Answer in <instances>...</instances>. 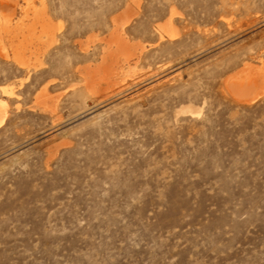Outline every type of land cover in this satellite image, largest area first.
Here are the masks:
<instances>
[{
    "label": "rangeland",
    "instance_id": "rangeland-1",
    "mask_svg": "<svg viewBox=\"0 0 264 264\" xmlns=\"http://www.w3.org/2000/svg\"><path fill=\"white\" fill-rule=\"evenodd\" d=\"M29 1L51 26L10 0L0 29V264H264V82L224 84L264 78V0Z\"/></svg>",
    "mask_w": 264,
    "mask_h": 264
},
{
    "label": "bare ground",
    "instance_id": "bare-ground-1",
    "mask_svg": "<svg viewBox=\"0 0 264 264\" xmlns=\"http://www.w3.org/2000/svg\"><path fill=\"white\" fill-rule=\"evenodd\" d=\"M41 2L42 1L40 0V4L42 7ZM7 3H10V0H0V9L3 11H6V13H1L2 19L0 21V29H1V33H6V34L10 33L11 29L15 30L16 28H18V25L21 24V22L15 23V24L11 23L10 20H11V16L13 15L12 13L13 9L11 10L10 5ZM31 3L32 2H30L29 0H25L24 2L25 6L24 7L20 6V9L23 10L24 14H27L30 9L33 10L35 18L38 19L41 24L45 25V27L51 26V21H49L48 18H46L45 16V12L43 9L44 7H42L38 12L35 6ZM128 7H129V4L127 3L123 10L124 13H127ZM128 20L129 18L126 17L123 23L121 24L120 28H123L127 24ZM167 26H168L167 28L170 29V26H171L170 18H168ZM163 31L166 33L168 38H172V35L169 30H163ZM162 38L163 37L160 34L158 40H161ZM0 43H1V39H0ZM116 44L119 46L121 50L125 48V43L123 40L117 39ZM121 52H125V51L123 50ZM3 56H6L5 53L3 54ZM257 70H258L257 66L251 63H244L241 69L237 72V74L231 77H228L224 80V84L226 88L229 90L230 94L235 98L237 102L251 103L255 101L257 97L259 96V94H257L254 90L253 83L255 79L251 78V75L252 76L258 75L259 77H261L262 81L264 82L263 76L257 73L256 72ZM241 76L242 78H239ZM237 78H239L238 84L236 85L232 84L231 80L237 79ZM1 91H2V94H6L9 96L12 95L10 90L6 88H3ZM178 113L186 114V115H189V114L197 115L200 113V109L197 107H194L193 105H182L179 107ZM7 115H8V104L5 100L0 99V127L4 124V121Z\"/></svg>",
    "mask_w": 264,
    "mask_h": 264
}]
</instances>
